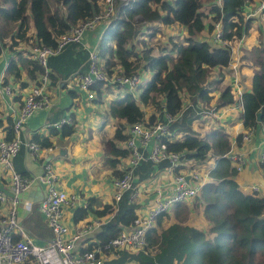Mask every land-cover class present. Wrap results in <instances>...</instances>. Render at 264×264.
<instances>
[{
  "label": "trees",
  "instance_id": "trees-1",
  "mask_svg": "<svg viewBox=\"0 0 264 264\" xmlns=\"http://www.w3.org/2000/svg\"><path fill=\"white\" fill-rule=\"evenodd\" d=\"M103 1L0 0V51L6 49L16 54L15 58H9L5 79L12 84L9 78L14 77L19 83L16 87L12 84L15 100L21 101L23 90L37 82L43 70L28 53L15 47L20 42L27 43L32 36L33 42L54 45L58 34L101 11ZM261 1L220 0V3L211 2L206 10L201 0H115L114 17L104 22L97 44L101 66L109 75L144 70L151 71V75L144 85L139 84V95L127 90L109 102V113L125 122L116 126L113 139L119 142L126 140L125 124L145 119L149 123L164 120V112H169L176 116L171 123V130L176 131V135L162 136L158 142L166 151L180 154L183 164L176 169L188 160L201 163L209 154L216 157L208 173L209 179L202 184L200 193L177 201L168 209L172 210L176 221L162 227L165 212L159 214L146 232L147 243L143 250L134 252L126 247L118 248L106 264L129 261L136 264H264V195L256 190L245 192L241 189L236 180L238 170L225 155L230 150V136L222 127L204 134L193 128V122L205 116L204 113L210 116L220 106L234 102L231 88L227 85L216 96L215 107H212L218 81L208 77L213 68L229 64V43L236 45L237 39L242 36L245 39L252 20L256 18L248 16L247 5L253 8ZM260 13L264 18V8ZM28 20L33 27L32 34L27 32ZM144 23L146 39L154 33L160 36L161 30L170 34V44H160L157 54L141 34L140 25ZM216 23L222 31L221 41L214 39ZM179 27L180 32L171 34L172 29ZM259 37L241 48V66L255 68L251 89L242 93L241 116L243 126L248 128L264 125V38ZM139 44L141 48L137 47ZM47 67L48 86L60 85L86 71L88 49L78 42L67 43L58 53L48 56ZM24 69L28 79L20 81ZM104 87L100 81L91 86L98 94L96 99H100ZM149 103L155 105L158 115L145 116L142 104ZM258 112L261 113L260 120H257ZM5 122L4 137L10 139L14 135L12 117L8 116ZM58 131L62 136L70 135L74 131V122L65 123L60 128L50 126V136ZM50 136L34 134L31 139L45 147L53 145ZM109 150L116 160L128 154L127 148L119 147L113 140ZM24 157L25 148L21 146L13 164L18 172L28 176ZM167 164L164 159L157 165L149 159L141 160L134 169L133 183L150 178L156 169ZM122 173L123 169L118 170L115 176ZM129 194L130 190L123 193L112 218L102 225L97 233L99 241L114 237L123 226L133 222L137 204L129 199ZM90 207L89 200L86 208H77L75 219L82 218ZM198 208H201V216L206 222L202 227L189 222L191 211ZM112 210L114 204L105 205L95 212L100 215ZM21 223L27 230L48 231L36 204ZM34 223L36 225L32 226ZM95 241L85 248H91Z\"/></svg>",
  "mask_w": 264,
  "mask_h": 264
},
{
  "label": "built area",
  "instance_id": "built-area-1",
  "mask_svg": "<svg viewBox=\"0 0 264 264\" xmlns=\"http://www.w3.org/2000/svg\"><path fill=\"white\" fill-rule=\"evenodd\" d=\"M123 1L127 2L128 0ZM114 2L115 0H104L101 11L58 34L54 45L33 42L31 35L30 44L28 43L24 48L28 51L29 57L35 59L43 70L38 75L37 82H32L23 90L20 106L16 112H12L13 137L10 139L0 137V168L6 182V188L0 189V264H106V261L116 254L118 248L127 246L126 248L134 252L143 250L147 243L146 232L154 224L156 217L166 212L175 202L194 197L201 191L204 183L201 174L190 172V177L187 179L186 172L176 169L177 166L183 164L180 154L175 151H166L165 147L158 142L162 136L174 137L176 135V131L171 130V123L176 116L169 112H164V120H155L149 123L145 119L128 126V135L124 141L125 148L128 149V159L123 173L113 179L114 211L125 191L130 190L129 199L131 201L136 199L138 189L133 183L134 169L141 160L149 159L155 165L163 159L168 161L164 169L172 176L170 193L159 195L146 213L137 212L131 225L123 226L114 237L104 242L94 240L96 243L91 248L78 249L76 241L100 226L102 220L95 218L76 232L68 234V228L63 219V207L65 205H80L79 197L56 184L57 175L50 164L46 163L43 172L32 178L22 175L14 168L13 160L21 146H24L25 151L34 159H37L40 154V144L31 138L24 140L21 137V132L24 123L35 112L41 109H50L53 104L48 89V56L58 53L64 45L70 42H78L84 46L83 38L87 31L92 30L97 23L110 21L114 17ZM263 8L264 0L251 12H248V16L254 15L258 10L261 12ZM221 36L220 25L216 23L214 39L221 41ZM243 39L244 36L237 39L236 45L229 43L231 53L238 50L237 46L243 42ZM84 47L88 49V67L86 71L76 75L73 81L75 86L86 93L89 99L94 97V90L91 86L97 81L103 82L104 86L110 84L113 87H123L131 91L138 88L142 75L140 71L131 74L113 73L109 75L101 66L98 46ZM4 53L5 50H1L0 57ZM6 68L7 64L4 72L0 75V96L4 94L11 97L14 91L12 84L5 81ZM238 93V106L242 109V94L239 91ZM9 106L14 108L13 104H9ZM210 116H216V112H212ZM71 122L70 116L63 115L49 125L60 128L63 124ZM253 129V127H244L242 133L237 134V140H249ZM225 155L238 171L246 163L245 154L242 152L236 153L230 149ZM258 159L264 166V140L260 144ZM34 179L44 183L46 189L45 195L38 202V209L43 214L52 234L45 243H37L33 240L17 214L19 194L28 189ZM251 189L257 191L258 186L252 185ZM82 206L87 207V203L84 202ZM27 207H30V204H27Z\"/></svg>",
  "mask_w": 264,
  "mask_h": 264
},
{
  "label": "crops",
  "instance_id": "crops-1",
  "mask_svg": "<svg viewBox=\"0 0 264 264\" xmlns=\"http://www.w3.org/2000/svg\"><path fill=\"white\" fill-rule=\"evenodd\" d=\"M249 6L247 5V12H251L254 8ZM104 22L97 23L92 30L85 33L83 38L84 46L89 48L98 44L104 28ZM28 33H33V27L28 30ZM247 41L249 42L246 36L243 42L237 46L238 50L231 53L229 64L227 66L213 68L209 76L210 80L218 81V87L214 91L215 98L211 101V106L215 107L216 96L227 85L231 88L234 102L220 106L216 110V116L210 117L206 115L208 116L207 119H211V121L205 123L204 127L197 128L195 125L196 122L200 123L203 120H199L201 118L196 119L193 128L202 134L210 129L218 127L226 128H223V130L230 136L231 151L236 153L242 152L246 157L245 165L236 174V180L239 182L241 189L247 192L248 189H251L252 185L258 186L257 191L264 195V166H262L258 159L260 144L264 140V125L259 124L254 128L249 140H237V134L242 133L244 130L241 116L242 109L238 106V91L242 94L244 91L251 89V78L255 71L254 67L241 66V48L242 46L246 47L245 43ZM15 48L17 50H24L25 45L20 42ZM4 50L5 53L0 57V75L4 72L9 58L16 57L13 51ZM225 77H227L228 81H226ZM27 79L26 70L24 69L20 81H27ZM9 80L14 87L18 86L19 83L17 84L15 82L17 80L14 77H10ZM105 87L106 89L113 88L112 85ZM48 89L53 100L51 108L47 110L41 109L35 112L24 123L21 137L24 140H29L34 134L50 136L49 123L58 120L63 115L71 117L72 122H74V131L68 136H62L59 131L50 136L53 145L41 147L37 159H34L25 151L24 166L27 170L28 177L32 178L42 173L44 165L49 163L57 175L55 180L56 184L67 192L74 193L79 197L80 205H65L63 207V219L68 228V234L76 232L95 218L102 220L100 226L76 241L77 248L82 249L94 240H98L97 233L100 232L102 225L112 218L115 212L112 210L111 212L98 215L95 211L102 209L105 205H112L114 202L113 179L116 177V172L125 167L128 154L126 156H120L116 160V157L109 153V148L110 141L112 140L119 147H125L124 141L119 142L113 139L116 126L119 123L125 122L123 119L112 116L109 113L108 107L111 99L106 101L107 95L102 98V94H100V99L98 100L96 99L98 94L94 90V97L89 99L86 93L75 86L73 79H68L66 82H62L57 86H48ZM15 96L14 94L11 97L5 96L4 94L0 96V137H4L5 134L3 126L6 123V118L8 116L12 117L13 113L20 106V99L15 100ZM9 104H13L14 108H11ZM150 105L152 103H149L144 108L145 116L147 117L153 113L158 115L159 112L155 108H150ZM128 126L125 124V133H127ZM212 156L209 154V157L201 163L193 162L192 164V160H188L179 169L187 174L190 172H199L205 182L209 179L207 171L209 173L211 167L214 166V158ZM1 171L0 168V189H5L6 182ZM171 177V174L166 172L164 168L156 169L150 178L135 184L138 193L133 202L137 204V212L146 213L159 195L163 196L170 193L172 186ZM45 192L44 183L34 179L30 187L19 194L17 214L20 221H23L29 216L33 206L36 204L42 221L46 223L43 214L38 209V202L45 195ZM89 200L91 201L90 210L82 218L76 220L75 210L83 207L82 204L84 202L88 206ZM27 204H30V207H27ZM171 211L168 210V212L164 213L161 221L162 227H166L171 222L176 221ZM189 222L200 227L205 226L206 222L201 216V208L191 211ZM35 225L36 223L32 226ZM46 226L48 231L42 232L32 228L27 231L35 242L45 243L52 235L47 223ZM125 264H136V262L129 261Z\"/></svg>",
  "mask_w": 264,
  "mask_h": 264
},
{
  "label": "rangeland",
  "instance_id": "rangeland-1",
  "mask_svg": "<svg viewBox=\"0 0 264 264\" xmlns=\"http://www.w3.org/2000/svg\"><path fill=\"white\" fill-rule=\"evenodd\" d=\"M214 1H218V0H201V2H202V7L204 8V9H208V6L210 5V3L211 2H214ZM259 14H261V13H259ZM28 25H29V29H31L32 28V25H31V22H30V20H28ZM141 26V28H140V30H141V34L143 35H145L146 34V23H144V24H142V25H140ZM260 29V30H259ZM173 30V33H171V34H177L178 32H180L181 31V29H180V27L179 28H174V29H172ZM27 32H28V30H27ZM144 32V33H143ZM140 35V34H139ZM170 36V34H168V31H166V32H164L163 30H161V33H160V36H158V33H154V34H152V35H149L148 37H147V39H146V35L144 36V38L147 40V41H145V42H147L148 43V45L149 46H151V47H153V53L154 54H157L158 53V50H160V44H165V43H168V44H170V42H169V40H168V37ZM259 36H261L262 38H264V18L263 17H260V15H258L254 20H252V22H251V25H250V27H249V31H248V33H247V38H248V40H249V42H252V41H256V40H258V38H260ZM208 37V36H207ZM172 37H170V39H171ZM209 39H213L212 37H208ZM247 40V39H246ZM248 41H247V43H245V45L247 46H249L251 43H249ZM28 43L30 44V41H28L27 43H23L25 46H27L28 45ZM141 44H139L137 47L138 48H141ZM27 49V48H26ZM24 53H28V51L27 50H25L24 49ZM143 63V62H142ZM142 73V75H141V83H140V85L142 86V85H144L145 83H146V81L148 80V78H149V75H150V73H151V71H149V70H144V71H142L141 72ZM209 78V77H208ZM225 79H226V81H228V79H227V77H225ZM141 86L139 87V89H136V90H134L133 91V93L135 94V95H139V92H140V89H141ZM113 87V86H112ZM127 92V90L125 89V88H123V87H113V88H110V89H106V87H104V89H103V91L101 92V94H102V98L103 97H105L106 95H107V98H106V101L107 100H109V99H115V98H117V97H120V96H122L123 94H125ZM160 99V98H159ZM147 105H149V104H147ZM142 106H143V108H145L146 107V104H142ZM150 108H155V105H150ZM205 114V116L203 115V116H201L200 118L201 119H199V120H203V122H200V123H197L196 122V126H197V128H199V127H204V124L205 123H207L208 121H211V119H207V117L208 116H206L207 114L206 113H204ZM211 117V116H210ZM193 124H194V122H193ZM213 126V125H212ZM210 127V126H209ZM224 128V127H223ZM205 129H207V128H205ZM204 129V130H205ZM224 129H226V128H224ZM209 130V129H208ZM208 132V131H207ZM113 136H114V134H113ZM109 153H110V150H109ZM111 154V153H110ZM114 156V155H113ZM214 159H215V155L214 156H212ZM193 162L194 163H196V161H194V160H192V164H193ZM167 220H170V219H167Z\"/></svg>",
  "mask_w": 264,
  "mask_h": 264
},
{
  "label": "water",
  "instance_id": "water-1",
  "mask_svg": "<svg viewBox=\"0 0 264 264\" xmlns=\"http://www.w3.org/2000/svg\"><path fill=\"white\" fill-rule=\"evenodd\" d=\"M259 13H260L259 10L256 11L255 14H254V16L257 17V16L259 15ZM260 115H261V113L258 112V113H257V120H260ZM185 176H186L187 179L190 177L189 174H186ZM126 247H127V246H126Z\"/></svg>",
  "mask_w": 264,
  "mask_h": 264
}]
</instances>
